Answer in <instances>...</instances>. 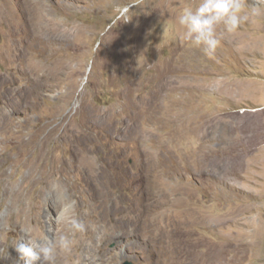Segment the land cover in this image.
I'll list each match as a JSON object with an SVG mask.
<instances>
[{"label": "rangeland", "instance_id": "rangeland-1", "mask_svg": "<svg viewBox=\"0 0 264 264\" xmlns=\"http://www.w3.org/2000/svg\"><path fill=\"white\" fill-rule=\"evenodd\" d=\"M198 3L0 0V114L25 141L0 146V252L20 207L54 236L56 181L101 236L74 235L83 264H264V0L212 56L177 22Z\"/></svg>", "mask_w": 264, "mask_h": 264}, {"label": "clouds", "instance_id": "clouds-1", "mask_svg": "<svg viewBox=\"0 0 264 264\" xmlns=\"http://www.w3.org/2000/svg\"><path fill=\"white\" fill-rule=\"evenodd\" d=\"M245 6L246 0H199L198 4L183 8L177 22L184 29V40L191 41L197 47L203 46L205 55L212 56L220 43L217 38V26L222 25L227 32L238 29L249 19L248 13L241 15ZM125 12H127V6ZM259 14V9L251 10V15ZM50 192L55 211L56 203L61 204L60 211H56L55 222L63 223L68 232L67 234L54 233V236L50 238L45 234L33 236L30 228H23L21 231L26 238L15 239L12 246L24 264H56L57 251L70 252L71 236L85 232L89 227L97 232V239L101 238L96 225H86L77 215L66 211L64 201L68 199V194L63 185L54 181L50 185Z\"/></svg>", "mask_w": 264, "mask_h": 264}, {"label": "bare ground", "instance_id": "bare-ground-1", "mask_svg": "<svg viewBox=\"0 0 264 264\" xmlns=\"http://www.w3.org/2000/svg\"><path fill=\"white\" fill-rule=\"evenodd\" d=\"M43 22H44V19H42V25H41V31L42 33L40 35H38L36 38L37 40L39 41V46H38V50L41 51L42 53L45 52L46 53H49L50 52V57H53V53H54V49L53 48H50L49 45H48V40L47 38L44 36L43 32L45 31V29L47 28L48 26V23H44L43 25ZM10 51V50H9ZM8 50L5 49V46L2 48L0 47V66H2V68L4 67V70H0V74H4L6 72V68H7V64H8V61L9 60V57H10V52ZM33 53V52H32ZM44 54V53H43ZM49 55V54H48ZM53 55V56H51ZM42 58V57H41ZM43 59V58H42ZM12 61V60H11ZM40 61V60H38ZM37 61V62H38ZM38 64V63H37ZM40 64V63H39ZM45 65V63H44ZM42 65V66H44ZM169 71V70H168ZM13 121V120H12ZM16 126V125H15ZM92 129V128H91ZM101 129V128H100ZM36 132V131H34ZM96 133V132H95ZM6 140H14V145L18 151H20L22 149V146L24 144L25 141H23L22 137H21V134L19 133V129L18 130H14V131H11V122L10 120L3 114H0V146H1V143ZM35 140V139H34ZM13 142V141H12ZM29 142V141H28ZM27 142V143H28ZM31 142V141H30ZM26 145V144H25ZM24 145V146H25ZM28 146H30L28 144ZM22 151V150H21ZM18 156V155H17ZM4 157L7 159V160H11L9 157H7L6 155H4ZM23 159V158H22ZM21 159V160H22ZM15 160V159H14ZM13 160V161H14ZM20 160V161H21ZM16 161V160H15ZM14 161V162H15ZM24 162V161H23ZM18 164V163H17ZM27 164V163H26ZM4 178H5V174H4V170L0 168V182L1 181H4ZM27 180V179H26ZM3 185V184H2ZM6 192V191H5ZM22 195V194H21ZM14 196V195H13ZM19 196V194L16 195V198ZM15 200V199H14ZM20 201V199H19ZM131 201V199H130ZM19 206V204H18ZM40 206V205H39ZM34 207V206H33ZM29 211V210H28ZM19 214H20V218L23 217L18 224H15L14 227L16 229L15 233H17V235L21 236V239H25V235L24 233L21 231L22 230V227L24 226L25 224V219L27 216H23V214H26L23 210L22 207H20L19 209ZM132 214V213H131ZM39 214L37 216H33L30 220V225H29V228L31 229V235L33 236H39V234L41 233L38 226H39ZM29 221V220H28ZM86 224V223H85ZM11 226V225H10ZM183 228V227H181ZM211 229V228H210ZM45 231L47 233H56V234H61V233H64V234H67L68 230L66 228V226L63 224V223H57V222H53V223H50V224H47V226L45 227ZM185 231V229H184ZM195 231V230H194ZM94 232L91 227H89L87 229V231L83 232L85 234H87V239L90 238V235L91 233ZM75 235V234H74ZM74 235L71 236V239H72V243L75 244V250H77V254L75 255H72L70 254L69 252L65 253L64 256L66 257V261L67 263L66 264H83L86 260V255H84L83 253L79 252L78 251V245H79V242H78V239L74 237ZM182 235V233H181ZM192 235V233H191ZM187 236V234H186ZM191 237V236H190ZM186 238V237H185ZM189 241V239H188ZM87 242V241H86ZM182 242V241H181ZM195 242V241H194ZM172 243V242H171ZM193 244V243H192ZM7 245V242L4 240V246L6 247ZM183 245V244H182ZM187 245V244H186ZM200 245V244H198ZM185 246V244H184ZM195 247V246H194ZM197 247V246H196ZM195 247V248H196ZM182 248V247H181ZM185 248V247H184ZM183 248V249H184ZM187 248V247H186ZM203 248V247H202ZM201 249V248H200ZM193 250V249H192ZM191 250V251H192ZM205 250V249H204ZM73 252V251H71ZM204 252V251H203ZM215 252V251H214ZM193 253V252H192ZM209 257V256H208ZM215 257V256H214ZM212 258V257H211ZM13 260H15L13 262ZM209 260V258H208ZM217 261V260H216ZM222 262V261H221ZM0 264H24V261L19 259L18 257V254L16 253L15 249L13 248V250L11 251H8L6 250V248L0 252ZM56 264H60L58 260H56Z\"/></svg>", "mask_w": 264, "mask_h": 264}, {"label": "water", "instance_id": "water-1", "mask_svg": "<svg viewBox=\"0 0 264 264\" xmlns=\"http://www.w3.org/2000/svg\"><path fill=\"white\" fill-rule=\"evenodd\" d=\"M125 264H128V263H125Z\"/></svg>", "mask_w": 264, "mask_h": 264}]
</instances>
